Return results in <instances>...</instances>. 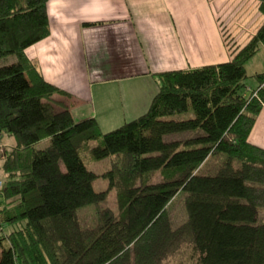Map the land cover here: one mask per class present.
Here are the masks:
<instances>
[{
  "label": "trees",
  "instance_id": "trees-1",
  "mask_svg": "<svg viewBox=\"0 0 264 264\" xmlns=\"http://www.w3.org/2000/svg\"><path fill=\"white\" fill-rule=\"evenodd\" d=\"M48 2L0 0V60L17 59L0 67V136L15 141L1 167L0 264H264V150L249 142L264 74L256 90L245 84L264 24L243 48L225 35L230 63L157 75L148 112L104 133L95 118L76 122L54 99L69 94L26 55L50 35ZM106 159L109 188L96 192L87 163ZM112 191L117 213L99 209L83 226L79 211ZM181 196L185 220L174 227Z\"/></svg>",
  "mask_w": 264,
  "mask_h": 264
},
{
  "label": "crops",
  "instance_id": "crops-1",
  "mask_svg": "<svg viewBox=\"0 0 264 264\" xmlns=\"http://www.w3.org/2000/svg\"><path fill=\"white\" fill-rule=\"evenodd\" d=\"M48 17L50 35L26 55L69 94L56 101L102 129L146 114L157 75L230 63L223 29L243 48L264 24L258 0H49ZM249 142L264 150V107Z\"/></svg>",
  "mask_w": 264,
  "mask_h": 264
},
{
  "label": "rangeland",
  "instance_id": "rangeland-1",
  "mask_svg": "<svg viewBox=\"0 0 264 264\" xmlns=\"http://www.w3.org/2000/svg\"><path fill=\"white\" fill-rule=\"evenodd\" d=\"M226 29H223V33H224V38L225 35L228 34V32L226 31V33L224 32ZM229 48V46H228ZM16 57L15 56H10L8 58H4L0 60V67L3 66H8L11 65L13 63L16 62ZM264 67V47L260 48L259 53L246 65V69H247V79L245 81V84L248 88H252L253 90H256V84H258V81L256 79V75L257 72H261L262 69ZM84 111V109H82V111H73V117L75 119L76 122H80L82 121L81 119V114ZM192 114L190 113L189 115H185L183 116L181 119H188L191 118ZM85 120V119H84ZM102 125L104 126V124L102 123ZM116 128V127H113ZM102 132L106 133V132H111L115 129H112V127H105L104 129H102ZM4 139L3 142L1 144L4 145H10L9 141H12V136L9 135H4ZM0 144V146H1ZM50 145V140H45L40 142L39 144H37L35 146V150H44L46 149L48 146ZM93 146H95V144H93ZM14 148V147H13ZM11 147H8V150H6L7 152H11V150L13 149ZM2 147H0V180L1 182H5L4 178H3V171L1 169L2 164H3V154L6 151H1ZM220 159L216 158H212L210 161V165L209 167L214 169V167H216L217 165H219L220 163ZM87 167L88 170H90L91 172H94L95 174L98 175V179L95 181L93 188L96 192H104L107 191L109 188V181L105 180L103 178V175H105L108 171H110L112 169V160L110 159H106L103 161H99V162H90L87 163ZM152 180H154L155 182L159 181L160 178V174L155 175L154 177H151ZM3 183L0 185V187L3 186ZM117 191H112L109 192L107 200L102 203L100 206H88L85 207L83 209H81L79 211V218L83 224V226L86 227H92L96 224L97 220H98V214L97 212L99 211V209H105V208H109L111 210H113L114 212L117 213L118 211V201H117ZM170 218L172 220V223L174 225V227H178L179 225H181L184 220H185V210H184V205H183V197H179V199H177V201L174 203L173 207L170 210ZM263 222H264V218H263ZM176 264V263H173Z\"/></svg>",
  "mask_w": 264,
  "mask_h": 264
},
{
  "label": "built area",
  "instance_id": "built-area-1",
  "mask_svg": "<svg viewBox=\"0 0 264 264\" xmlns=\"http://www.w3.org/2000/svg\"><path fill=\"white\" fill-rule=\"evenodd\" d=\"M2 183H0V185H1Z\"/></svg>",
  "mask_w": 264,
  "mask_h": 264
}]
</instances>
